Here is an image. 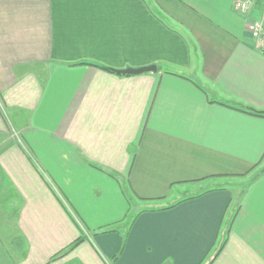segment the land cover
<instances>
[{
	"label": "crops",
	"instance_id": "crops-1",
	"mask_svg": "<svg viewBox=\"0 0 264 264\" xmlns=\"http://www.w3.org/2000/svg\"><path fill=\"white\" fill-rule=\"evenodd\" d=\"M235 1L0 0L2 259L264 264V10Z\"/></svg>",
	"mask_w": 264,
	"mask_h": 264
},
{
	"label": "built area",
	"instance_id": "built-area-1",
	"mask_svg": "<svg viewBox=\"0 0 264 264\" xmlns=\"http://www.w3.org/2000/svg\"><path fill=\"white\" fill-rule=\"evenodd\" d=\"M261 3L264 10V0H236L235 5L237 10L243 14H248L252 7ZM249 30L252 37L257 43L260 50L264 51V18L261 20H253L249 24Z\"/></svg>",
	"mask_w": 264,
	"mask_h": 264
},
{
	"label": "water",
	"instance_id": "water-1",
	"mask_svg": "<svg viewBox=\"0 0 264 264\" xmlns=\"http://www.w3.org/2000/svg\"><path fill=\"white\" fill-rule=\"evenodd\" d=\"M114 71L122 75H139L142 73L157 72V66L150 65V66H146L142 68H127V69H120V70H114Z\"/></svg>",
	"mask_w": 264,
	"mask_h": 264
},
{
	"label": "trees",
	"instance_id": "trees-1",
	"mask_svg": "<svg viewBox=\"0 0 264 264\" xmlns=\"http://www.w3.org/2000/svg\"><path fill=\"white\" fill-rule=\"evenodd\" d=\"M244 110H245V109H244ZM253 112H254V111H253ZM254 113H256V114H258V115H264V112L255 111ZM109 231H110V230H109ZM80 241H81V239L76 240V241L73 242L69 247H74V246L77 245ZM123 250H124V243H122L121 248L119 249L117 255L114 257V261H117V260H118V258H119V257L121 256V254L123 253ZM221 250H222V246H220V247L218 248V250L213 254V256H212V258L210 259V261H208V264H211V262L213 261V259L216 258V257L219 255V253L221 252ZM63 251H64V250H63ZM59 253H61V252H59ZM59 253H58V254H59ZM58 254H57V255H58ZM201 264H204V260H203V262H202Z\"/></svg>",
	"mask_w": 264,
	"mask_h": 264
},
{
	"label": "rangeland",
	"instance_id": "rangeland-1",
	"mask_svg": "<svg viewBox=\"0 0 264 264\" xmlns=\"http://www.w3.org/2000/svg\"><path fill=\"white\" fill-rule=\"evenodd\" d=\"M12 134H14V136L16 137L17 136V134L18 133H12ZM12 137V136H11ZM126 201L127 202H129V204L131 205V207H132V210H133V212L135 211V209H136V202H134V200L132 201L128 196H126ZM235 205H236V203H235ZM7 207V209L9 208V204L6 206ZM5 236V235H4ZM19 241H20V239H19ZM17 243H18V239H17ZM5 246V248H7V245H4ZM10 247V246H9ZM5 250L6 249H4V252H5ZM0 253H2V251H1V249H0ZM14 256H15V254H14ZM0 264H15V261L14 262H11L10 261V259H8V257H5L4 259H2L1 257H0Z\"/></svg>",
	"mask_w": 264,
	"mask_h": 264
}]
</instances>
